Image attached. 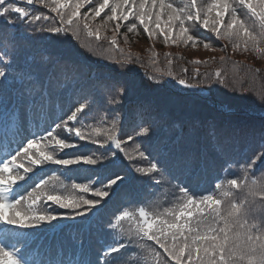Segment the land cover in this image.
<instances>
[{
    "label": "snow or ice",
    "instance_id": "obj_1",
    "mask_svg": "<svg viewBox=\"0 0 264 264\" xmlns=\"http://www.w3.org/2000/svg\"><path fill=\"white\" fill-rule=\"evenodd\" d=\"M34 5L55 15L28 7ZM122 27L125 43L128 33L139 34L142 27L149 39L162 38L165 45L202 44L204 49L226 51L230 44L234 52L264 56V0H0V39L12 45L0 47V82L19 79L22 86L15 111L0 113L13 137L20 136L14 149L9 143V150L0 155V264H30L21 231L77 218L85 230L90 222L107 224L101 249L81 264H264V219L257 222L249 202L236 200L232 191L246 187L250 196L264 200V180L255 178L264 170V137L259 150L250 154L238 153L234 142L214 132L196 153L160 150L151 144L155 124L148 111L143 106L123 110L132 90L128 82H109L95 72L86 76L71 49L51 65L29 63L21 69L18 63L19 43L31 44L34 36L45 33L77 40L83 33L98 43L95 49L91 44L82 47L101 49L100 55L123 53L117 39ZM213 38L227 43L217 49ZM226 59L219 57L220 62ZM116 63L133 60L128 56ZM196 76H201L198 67ZM177 82L195 89L223 85L225 78L216 70L195 83L184 78ZM159 84L157 80L153 86ZM21 106L28 119L15 126ZM233 166L242 168L243 180L223 178ZM209 170L216 173L213 189L199 193L193 181ZM165 173L174 180L184 177L171 206L161 210V202L153 200L131 211L117 208L111 217L101 213L121 186L139 182L158 187ZM258 211L264 213V208ZM84 247L78 244L80 250Z\"/></svg>",
    "mask_w": 264,
    "mask_h": 264
},
{
    "label": "trees",
    "instance_id": "obj_2",
    "mask_svg": "<svg viewBox=\"0 0 264 264\" xmlns=\"http://www.w3.org/2000/svg\"><path fill=\"white\" fill-rule=\"evenodd\" d=\"M28 7H34L36 12L55 15L39 5ZM87 7L82 9V12L86 11ZM22 30L31 32V29ZM125 32L126 28L122 27L121 34L117 37L119 47L124 49L123 53L113 50L104 52L103 55H100L101 49L90 51L88 47L81 46L91 44L95 49L98 43L83 33L79 40L70 36L55 39L47 33L37 34L32 38L31 44L19 43L18 63L20 66L23 63L28 64L26 62L30 55L36 54L37 66L51 65L58 56H65L71 49L73 61L86 76L95 72L98 77L109 78V82L111 80L128 82L132 90L124 101L123 110L127 112L143 106L148 111L151 120L158 125L161 137L155 147L161 146V150L166 147L177 154L182 151L196 153L203 149L207 138L213 132L221 140L234 142L240 154L245 152L250 154L251 150H259V144L264 137V98H262L264 97V56H257L251 51L234 52L230 44L226 51L204 49L202 44L196 48L182 43L165 45L162 38L149 39L142 27L138 29L139 34L128 33V42L125 43L123 38ZM7 35L10 38V30ZM107 35L110 37L111 31H108ZM0 40L8 41V39ZM99 43L105 48L108 46L107 41ZM213 43L219 49L227 41H216L213 38ZM221 55L227 57L224 62L219 60ZM128 56L132 58L133 63L124 65L116 63L118 59ZM169 60L172 61V67L163 64L164 61ZM196 60L201 63L199 65L193 63ZM197 67L201 76H196L194 79ZM129 69L131 71H128ZM185 69L187 71H184ZM216 70L221 71L225 84L213 83L211 87L204 85L200 88L188 89L177 82L178 78H184L190 83H195L204 73L214 74ZM234 70L239 73L236 78L233 76ZM168 72L173 75H167ZM149 77L153 79L149 80ZM157 80L160 84L153 86L156 85ZM179 97L184 104L181 107L175 104ZM71 99L69 92V103ZM57 114H60L59 109ZM126 147L131 146L126 145ZM124 163L128 164V161ZM175 174L179 175V172ZM215 175L214 170H209L193 181L198 185L199 193L204 194L213 189ZM244 175L242 168L236 166L222 173L224 179L243 180ZM248 175L252 176L251 173ZM165 177L166 179L162 180L158 187L137 182L143 192L136 198L130 199L133 202L128 210H135L139 206L147 207L153 200L161 202V210L163 207L171 206L179 196L177 185L184 180V177L174 180L167 173ZM255 178L264 180V170H258ZM119 191L124 193L127 187L123 186ZM232 191L236 200L249 202L251 216L255 217L257 222L264 219V213L258 211L264 208V200L259 196L255 198L250 196L246 187ZM105 239V234L99 236L98 245L102 247Z\"/></svg>",
    "mask_w": 264,
    "mask_h": 264
},
{
    "label": "rangeland",
    "instance_id": "obj_3",
    "mask_svg": "<svg viewBox=\"0 0 264 264\" xmlns=\"http://www.w3.org/2000/svg\"><path fill=\"white\" fill-rule=\"evenodd\" d=\"M140 43H141V42H140ZM35 56H36V54H35ZM35 56H34V58H33V61H35V59H36ZM33 61H32V62H33ZM231 61H232V60H231ZM231 61H230V62H231ZM230 62H229V64H230ZM163 64L166 65V66H170V67H172V63H171V65H170V64L168 63V61H164ZM229 64H228V65H229ZM35 66H37V63H36V62H35ZM180 97H181V96H180ZM180 97H179V99L177 100V102H175V104H176L177 106H179V107H181V106L184 105L183 102L181 101ZM20 113H21V114L24 113V109H23L22 106H21V109H19L18 114H20ZM149 116H150V115H149ZM154 124H155L154 135L152 136V140H151V144H152L153 147L156 146V143H154L153 140H154L155 138L161 137V135L159 134V128H158L157 123L154 122ZM156 127H157V128H156ZM134 162H135V161H134ZM142 163L146 164V162H142ZM119 194H120V193H117V195H115L114 199L112 200L111 204L109 205V206H110V209H112V210H116L117 208L120 207L121 202H120L119 198L122 197V194H121L120 196H119ZM105 212H106V213H109V208H106V209H105ZM62 221H64V219L59 220V221H53V224H58L59 222H62ZM27 232H28L29 234H30V233H36V234H37L36 240H39L42 236H46L45 231H43V230L41 229V227H40L39 229H36V230H28Z\"/></svg>",
    "mask_w": 264,
    "mask_h": 264
}]
</instances>
